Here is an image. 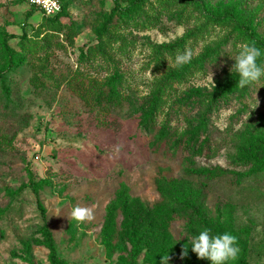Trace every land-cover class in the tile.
I'll list each match as a JSON object with an SVG mask.
<instances>
[{
    "label": "rangeland",
    "instance_id": "374dc122",
    "mask_svg": "<svg viewBox=\"0 0 264 264\" xmlns=\"http://www.w3.org/2000/svg\"><path fill=\"white\" fill-rule=\"evenodd\" d=\"M133 1L119 0L124 7ZM245 1L246 16L264 37V0ZM114 7L115 0H76L61 29L49 30L39 10L27 22L31 6L0 0V35H12L10 46L17 52L27 28L32 52L29 60L0 76V264H50L49 251L41 244L44 222L38 199L58 257L66 264H120L121 234L114 238L111 255L102 238L107 209L120 186L125 184L132 197L153 207L160 200L155 180L162 167V174L180 176L181 162H166L150 150L140 127L142 108L159 94L158 124L182 134L199 106L210 102H197L190 96L194 89L209 94L239 79L231 69L247 43L232 26H214L207 17L171 0H147L133 11L134 19L118 21L99 41L95 32ZM182 38L185 42L177 51H159ZM227 38L231 43L225 70L211 71L212 81L210 73L194 64ZM185 51L192 52V60L178 68L175 57ZM4 65L0 59V70ZM184 68L187 74H182ZM178 73V78L169 77ZM109 82L124 98L117 108L97 105ZM183 100L199 105L184 107ZM233 101L214 111L215 135L224 136L237 112L235 105L239 120L234 133L264 135V78L251 87L247 98ZM246 145L238 144V162L250 152ZM236 155L237 147L228 143L216 159L196 158L195 165L224 171L225 177L206 188L208 213H220L244 241L247 264H264V160H248L237 169L231 164ZM33 182L39 187L38 197ZM77 206L91 208L94 219L73 220L71 212ZM184 234L181 227L174 231L178 240ZM190 252L194 262L202 260L191 247ZM241 257L240 252L229 264H240ZM146 259L144 252L138 264H148ZM167 264L184 262L171 254Z\"/></svg>",
    "mask_w": 264,
    "mask_h": 264
},
{
    "label": "trees",
    "instance_id": "16d2710c",
    "mask_svg": "<svg viewBox=\"0 0 264 264\" xmlns=\"http://www.w3.org/2000/svg\"><path fill=\"white\" fill-rule=\"evenodd\" d=\"M74 1L76 0H69L68 2L60 0L61 12L54 17L44 15L46 17L45 26L49 30H60L61 21L68 17V8ZM146 1L134 0L131 7H124L119 0H115V7L104 18L102 26L95 32L97 39L100 41L118 21L128 22L134 19L133 11L142 8ZM171 1L183 5L185 8H192L196 13L210 19L214 26H232L240 38L246 43H254L264 53V37L259 31V25H255L253 20L246 16L249 4L245 0H234L231 4H222V2H215V0ZM37 11L38 9L32 7V11L27 14L26 21L28 22ZM5 33L0 35V59L5 62L3 69L0 70L2 78L5 77L4 73L29 60L32 53L27 42V28H24L23 35L20 37V50L17 52L10 46L13 36ZM185 39L182 38L173 44L164 45L159 48V51L175 52L182 47ZM230 43L231 39L227 38L206 52L194 65L205 73L225 70L228 61L226 52ZM83 53L82 57H85ZM258 63L264 66V54L259 58ZM187 72L188 68H184L182 74H187ZM180 76L179 73L169 75L171 79ZM238 80L237 78L231 84L221 86L209 94L203 90L194 89L190 96L194 97L197 102L206 98L210 99V102L204 107L199 106L197 117L190 122L186 132L182 134L173 132L167 125L158 124L159 94L150 99L147 105L142 108L140 127L148 138L150 150L160 155L166 162H181L180 176L164 175L162 174L164 171L162 167L160 175L155 180L160 200L153 207H149L139 199L132 197L125 184L120 186L114 201L107 209L106 224L102 231L103 243L110 255L116 247L114 246V238L118 233L121 234V247L117 248L122 256L120 264H138L139 258L144 252L148 264H161L162 257H170L171 254L180 257L184 264H210L206 259L194 262L190 252L192 239L205 229H209L211 235L229 233L235 236L242 253L240 264H247V247L244 241L239 239L238 234L229 227V224L225 222L226 219H221L220 213L212 216L208 213L206 206L207 186L225 177L224 171L217 167L199 168L195 165L196 158L205 162L216 159L226 149L228 143L237 147V155L231 157V164L237 169L238 165L245 167L248 160L262 157L264 160L263 134L255 132L254 134L244 133L238 136V133H234V126L238 124L239 120L237 105H235L237 112L230 117L229 126L224 131V136L215 135L216 129L212 122L214 111L222 106L232 105L233 100L238 102V99L247 98L250 95L251 87L255 84L240 88ZM106 85L97 98V105L99 107H119L124 101L120 88L112 85L111 82ZM182 105L196 109L194 106L199 104H188L184 101ZM242 110L245 108L243 107ZM244 143L250 147V152L243 162H238V144ZM32 188L38 197L39 187L33 182ZM38 207L44 222L41 244L49 251V263L66 264L64 260L58 257L53 234L47 224L46 212L39 199ZM119 217H121L120 221ZM177 227H181L185 231L181 240L174 236ZM185 248H188V255L182 258V252Z\"/></svg>",
    "mask_w": 264,
    "mask_h": 264
},
{
    "label": "clouds",
    "instance_id": "9594fccd",
    "mask_svg": "<svg viewBox=\"0 0 264 264\" xmlns=\"http://www.w3.org/2000/svg\"><path fill=\"white\" fill-rule=\"evenodd\" d=\"M262 51L254 43L244 44L235 56V64L231 69L238 75L240 88H245L264 78V66L258 63L262 56ZM192 52L185 51L175 57V65L180 68L192 60ZM231 58V57H230ZM232 59V58H231ZM210 71V69H209ZM212 79V72L210 71ZM213 81V79H212ZM71 218L83 223L94 219L91 208L74 207ZM191 251L197 255L198 259H206L210 264H229L238 259L240 248L237 238L229 233L211 235L209 229L201 231L191 241ZM188 255V248L182 252V258ZM169 257H162L161 264H167Z\"/></svg>",
    "mask_w": 264,
    "mask_h": 264
},
{
    "label": "built area",
    "instance_id": "2783aa9c",
    "mask_svg": "<svg viewBox=\"0 0 264 264\" xmlns=\"http://www.w3.org/2000/svg\"><path fill=\"white\" fill-rule=\"evenodd\" d=\"M25 4L38 9L47 17H54L61 12L60 0H21Z\"/></svg>",
    "mask_w": 264,
    "mask_h": 264
}]
</instances>
